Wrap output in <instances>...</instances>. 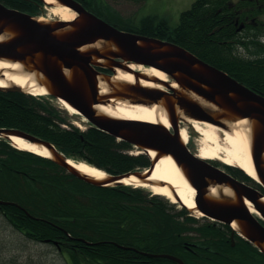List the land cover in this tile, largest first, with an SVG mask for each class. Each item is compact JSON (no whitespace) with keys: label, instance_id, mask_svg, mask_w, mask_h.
Listing matches in <instances>:
<instances>
[{"label":"trees","instance_id":"obj_1","mask_svg":"<svg viewBox=\"0 0 264 264\" xmlns=\"http://www.w3.org/2000/svg\"><path fill=\"white\" fill-rule=\"evenodd\" d=\"M202 3L196 0L182 12L180 24L174 29L167 27L165 34L150 33L149 27L137 32L171 40L264 93V62L248 61L242 52L258 51V43L230 34L232 24L223 20L222 10L217 11L225 0H212L208 6ZM51 98L0 90V128L33 134L67 158L110 174L150 164L146 154L129 153L133 148L130 143L91 125L85 130L64 127L67 115ZM229 168L239 178L250 180L240 169ZM0 199L10 202L0 205L2 224L22 229L30 240H49L70 264H177L150 255L160 253L178 256L185 264H224V254L237 248L230 246L224 230L200 223L185 208L175 210L158 195L148 197L143 189L126 185L89 184L53 159L17 149L2 138ZM0 264L20 262L14 255L2 254Z\"/></svg>","mask_w":264,"mask_h":264},{"label":"water","instance_id":"obj_2","mask_svg":"<svg viewBox=\"0 0 264 264\" xmlns=\"http://www.w3.org/2000/svg\"><path fill=\"white\" fill-rule=\"evenodd\" d=\"M60 2L76 13L73 20L40 21L0 4V59L20 63L25 71L35 75L49 95L66 101L93 126L143 152L154 150L156 156L151 158L147 172L132 171L97 180L79 172L53 144L35 135L0 128V137L10 139L11 135H16L45 147L50 158L77 178L95 186L124 184L121 180L131 175L145 181L157 160L170 155L195 189L196 208L215 220L235 221L241 235L264 254V228L253 218L244 201L248 199L264 219V195L192 154L178 128V120L185 118L207 121L227 130L230 123L247 119L251 159L264 188V95L174 43L120 31L73 1ZM131 64L156 68L171 81L133 70ZM94 66L108 68L113 73L116 67L121 68L133 74L135 81L132 84L115 81L113 76L99 72ZM140 78L161 83L166 90L143 86ZM100 79L107 85L105 93H101ZM173 83L177 87L172 86ZM0 89L25 91L15 85ZM112 98L150 107L160 105L173 131L159 123L113 118L95 110V105L106 104ZM151 184L162 185L159 182ZM216 185L231 188L234 198L209 196L208 188ZM8 203L0 199V205ZM121 248L136 251L131 247ZM151 255L184 264L174 255Z\"/></svg>","mask_w":264,"mask_h":264},{"label":"bare ground","instance_id":"obj_3","mask_svg":"<svg viewBox=\"0 0 264 264\" xmlns=\"http://www.w3.org/2000/svg\"><path fill=\"white\" fill-rule=\"evenodd\" d=\"M43 1L51 5L53 14L57 15L61 20H72L75 16L73 11L67 6L61 5L57 0ZM38 19L40 21H46V19L42 17ZM1 38L2 37H0V39ZM132 67H134V65H132ZM139 67L141 70L144 69L141 66ZM143 71L149 76H156L162 80L166 79L165 75L155 68H148ZM134 78L133 74L118 68L115 69V74L113 75V80L124 81L130 84L135 81ZM140 83L150 88H161L160 84L146 81L142 78H140ZM8 85L18 86L34 95L47 94L46 88L37 82L35 75L25 71L20 63L0 59V88L7 87ZM99 85L101 93H105L107 91L106 83L100 79ZM173 86L176 87L177 85L173 84ZM59 102L69 113L79 115V112L66 101L60 99ZM94 108L98 112L113 118L137 120L153 124L159 123L166 128H170L167 115L160 105L150 107L141 104H133L127 100L114 101L111 99L109 104L95 105ZM182 116L185 117L183 114ZM187 122L203 139L202 147L199 148L197 153L199 158L204 160L220 159L226 164L241 168L247 175L258 180L250 154V129L247 119H241L230 123L228 130H223L212 123L199 121L197 119L194 120L192 118H187ZM180 131L182 141L186 142V130L181 128ZM219 135H221V138ZM10 140L12 144L19 149L29 150L44 157H51L50 152L45 147L30 143L19 136L11 135ZM147 152L150 158H155L156 152L154 150H148ZM69 163L82 174L97 180H104L107 177L105 172L86 162L69 159ZM121 182L126 185L148 189L153 194L166 197L171 202L178 200L182 205L190 209L195 216L202 215L196 208L194 200L195 189L191 186L181 168L170 155L161 156L157 160L151 175L145 181H141L136 176L131 175L123 178ZM152 182H159L162 185L151 184ZM208 195L213 198H220L221 196L231 197L233 192L228 186L216 185L208 188ZM246 206L251 211L254 210L252 204L247 200ZM30 217L36 218L32 215ZM232 226L238 229L236 222H233ZM7 227L16 237L24 235L22 229L21 231L17 230L12 225ZM41 243L49 244V240Z\"/></svg>","mask_w":264,"mask_h":264},{"label":"flooded vegetation","instance_id":"obj_4","mask_svg":"<svg viewBox=\"0 0 264 264\" xmlns=\"http://www.w3.org/2000/svg\"><path fill=\"white\" fill-rule=\"evenodd\" d=\"M70 1L75 2L99 18L113 25H117L119 27L128 25L150 27L148 32L154 34H165L168 32V26L176 28L181 22V12L183 11L182 10L180 13L176 14L173 8L174 0H171V2L167 0ZM195 1L196 0L193 2ZM201 1H203L202 6L212 5V0ZM57 2H60V0H57ZM0 3L7 8L22 11L27 14H33L32 12L35 11L36 13L33 15L36 16L44 14V9L47 5L51 6L45 3L43 0H0ZM157 3L160 6H164L162 9L163 13L169 14L170 16L173 14V17H176L175 21L177 22L173 24L172 22H169L165 15H157L151 11H146L149 6H156ZM133 6L138 7L133 8ZM220 6L223 7H220L217 11L219 12L222 10L223 20H226V24L228 25L232 24L230 34H234L236 37L244 40V42L254 41L259 45L260 49L255 52L253 51L246 53V50L241 49L246 55L244 58L251 62H264V0H225V3ZM149 16H154L155 18H150ZM232 27L234 30H232ZM180 123L184 124L183 121H180ZM207 163L212 167L225 171L239 182L264 195V188H262L257 183L245 178H239L230 170L224 169L223 167L218 166L216 163L214 164L210 161H207ZM247 201L249 200L247 199ZM251 213L253 218L256 219L264 228V219L261 218L259 214L254 212V210L251 211ZM199 222L208 226H213L220 230H224L226 232L225 235L227 236V241H229L230 246L237 247V251H229L224 254V264H264V254L254 244L242 237L231 224L214 220L208 216H202L199 219Z\"/></svg>","mask_w":264,"mask_h":264},{"label":"rangeland","instance_id":"obj_5","mask_svg":"<svg viewBox=\"0 0 264 264\" xmlns=\"http://www.w3.org/2000/svg\"><path fill=\"white\" fill-rule=\"evenodd\" d=\"M163 1H166V0H163ZM167 1L171 2V0H167ZM193 1L194 0H174V3H173L174 11L176 12V14L180 13L182 10L190 7ZM137 7L138 6H133V8H137ZM163 7L164 6H160L157 3L156 6H149L146 11H151L157 15H163V16L165 15L167 19L169 20V22H172L173 24L176 23L177 22L175 21L176 17H173V14L172 16H170L169 14L163 13L162 11ZM44 12H45L44 13L45 15L42 18H45L46 21L54 22L57 19H59L57 15L53 14L52 8L48 5L45 7ZM161 86L164 87L163 85ZM36 97H39V96H36ZM50 102L54 104L55 106H57L61 111L65 112V114L67 115L66 122L62 124L64 127L70 128L71 126H74L78 128L79 130H85L87 127L90 126V124H88L83 119L82 116L69 113L62 106V104L59 102L57 98H54V97L51 98ZM181 128H184L186 130V133H187L186 140L188 142L187 145L189 149L197 154L199 148L202 147L203 139L201 135L196 130H194L191 127V125L188 124L187 121L184 124L181 123ZM219 136L221 138V135ZM132 152L137 153L138 151L137 149L132 148ZM208 161L214 164L216 163L218 164V166L223 167L224 169L230 170L229 164L224 163L220 159H211ZM230 166L232 168H237L235 165H230ZM143 190L148 195V197L152 196L153 193L150 190L148 189H143ZM160 197L166 200L168 204H172L170 200L167 199L166 197L164 196H160ZM173 206L175 210H179L182 207V204H180L178 201H175ZM189 212L192 214L191 210H189ZM0 243H1L0 250L3 251V253L1 252L3 256L9 257V256L14 255L18 258V261L20 262V264H24V263L26 264L27 262H29L30 264H70L68 258L65 257L63 253L58 251L54 245L36 242V241L26 238L25 236L16 237L11 232V230L6 225L2 224L1 222H0ZM1 253H0V257H2Z\"/></svg>","mask_w":264,"mask_h":264}]
</instances>
